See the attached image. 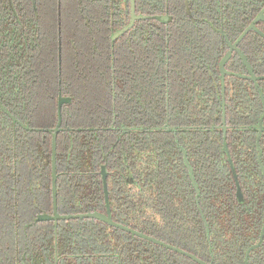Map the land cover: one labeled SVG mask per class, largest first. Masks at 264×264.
Instances as JSON below:
<instances>
[{
	"label": "flooded vegetation",
	"instance_id": "flooded-vegetation-1",
	"mask_svg": "<svg viewBox=\"0 0 264 264\" xmlns=\"http://www.w3.org/2000/svg\"><path fill=\"white\" fill-rule=\"evenodd\" d=\"M16 1L19 13L35 8L36 17L27 18L29 24H33L26 28L29 39L47 45L55 39L61 51L57 60V120L54 126L40 128L55 130L60 118V97L66 99L62 104L58 132V138L63 133L66 139L64 165L70 163L77 145L80 144L81 149L87 143L91 145L93 139L96 148L91 147V154L86 157L93 161L95 154H102L94 168L98 170L99 166L102 172L105 167L107 178L110 176L107 188L124 180L119 176L124 175L120 167L125 159L116 158L122 152L115 147L113 154V144L103 141L110 134L107 132L114 131L116 126L106 117H99L96 121L92 116L88 117L93 114L88 113L93 101L99 104L97 99L114 98L122 90L134 99L135 107L150 95L165 97L162 103L165 102L166 114L156 131L162 162L159 174L163 176L160 191L164 193L166 184L173 183L176 195L183 193V189L188 190L186 196H191L184 204V219L178 234L173 235V241H192L194 236L187 237L186 234L194 233L198 216L210 235V223L202 210L205 204L201 201L207 199L204 194L209 191L202 187L210 183L206 164L221 163L225 169L230 165L232 170L225 171L227 175L231 173L240 200L245 199L246 192L249 195L264 193V0ZM23 2L30 5L23 7ZM72 8L79 16L64 32L61 20L54 23V19L60 18L64 9V12H71ZM105 14H110L108 22ZM73 15L76 14L73 12ZM84 24L85 29L82 28ZM52 27L54 33L57 32L56 37ZM86 31L91 41L90 50L95 56V69L87 70L79 80L67 78L61 72L64 64L76 67L84 59L85 65L86 61L91 63L89 57L92 54L85 51ZM80 34H83L81 39ZM125 72L127 78L123 77ZM150 78L160 80L153 82L150 88ZM19 79L23 83L25 78ZM28 79L35 78H26V82ZM205 100L206 105H202ZM48 133L53 139V132ZM134 135L139 134L131 135L132 149L139 144ZM176 167L183 170L169 174L168 169ZM125 177L128 183L126 193L131 198L138 189L131 165L127 166ZM247 178L251 181L248 186H243ZM232 182L229 180L228 186ZM103 188L105 191L104 180ZM151 188L154 187L150 186V181L144 180L140 189L146 198H149ZM52 211L50 215L54 214V205ZM58 212L61 215L89 213H62L59 209ZM99 213L110 214L115 221L113 214L118 212L108 206L106 212ZM115 222L125 225V221Z\"/></svg>",
	"mask_w": 264,
	"mask_h": 264
},
{
	"label": "trees",
	"instance_id": "trees-1",
	"mask_svg": "<svg viewBox=\"0 0 264 264\" xmlns=\"http://www.w3.org/2000/svg\"><path fill=\"white\" fill-rule=\"evenodd\" d=\"M29 5L28 2L22 3L23 7ZM18 6L16 0H0V103L6 108L5 111L0 107V264H56V246L58 264H198L168 247L98 218L60 220L57 243L54 222L37 220L39 214L53 212L52 136L45 131L28 130L9 113L31 128L55 125L58 116L55 106L59 78L57 60L61 51L55 39L48 45L29 39L26 28L33 24L27 20L31 15L36 17L35 8L28 7L19 13ZM64 11L60 18L55 17L54 23L61 20L66 32L65 28L71 26L69 23L79 15L74 8L71 12ZM72 11L76 15L72 16ZM105 15L108 22L110 14ZM82 28H86L85 24ZM52 32L56 37L53 27ZM82 35H79L80 39ZM84 35L85 51L92 54L89 57L91 63L86 61L85 65L84 59L76 67L64 64L61 72L67 78L79 80L87 70L95 69L89 34L86 31ZM70 36L69 33V39ZM107 69H110L109 65ZM123 77L127 78L126 72ZM19 78H25L23 83ZM26 78L35 79L26 82ZM159 80L150 78V88ZM33 84L34 87L30 88ZM163 99L165 101V97L150 95L135 107L134 99L121 90L114 98L103 97L97 99L99 104L93 101L90 105L88 113L93 114L88 117L92 116L95 121L106 117L116 126L114 131L107 132L110 134L103 141L113 144V154L115 147L122 152L116 155L117 159H125L120 167L124 175L119 176L124 180L116 182L114 187L109 186L107 195L103 188V174L99 166L98 170L94 168L102 154H95L93 161L86 157L91 154V147L96 148L94 140L81 149L80 144L77 145L70 163L64 165L67 145L64 134H60L57 140L59 211L106 212L109 206L118 212L113 214L115 221H125V225L135 230L177 244L211 264H245V261L247 264H264V193L249 195L246 192L245 199L240 200L231 173L226 174L232 170L230 165L225 169L221 163L206 164L210 183L201 186L209 191L204 194L207 199L201 201L205 204L202 210L210 223V235L198 216L194 233L186 234L187 237L192 234L194 239L173 241L172 237L178 234L184 219V204L191 196H186L188 190L183 189V193L176 195L173 183L166 184L164 193L160 191L163 176L159 174L162 166L157 132L166 114ZM135 133L139 134L134 135L139 144L132 149L130 139ZM128 165L132 166L138 183L131 198L126 193ZM235 169L238 171V165ZM175 170L181 172L183 169L176 167L168 172L172 174ZM144 180L150 181V186L154 187L149 191V198L140 189ZM229 180L232 182L230 186ZM244 181L243 186H248L251 180ZM116 189L122 192L117 193Z\"/></svg>",
	"mask_w": 264,
	"mask_h": 264
},
{
	"label": "water",
	"instance_id": "water-1",
	"mask_svg": "<svg viewBox=\"0 0 264 264\" xmlns=\"http://www.w3.org/2000/svg\"><path fill=\"white\" fill-rule=\"evenodd\" d=\"M67 101L66 99H64L63 97H60V103H59V113H60V118H59V123L58 126L55 128V130L51 129V128H31L28 125H25L22 121H20L19 119H17L15 116H13L11 113H9V115L14 118L15 120H17L22 126H24L25 128H27L28 130L31 131H47V132H53V139H52V155H53V159H52V171H53V182H52V187H53V204H54V214L50 215L47 213L41 214L38 216L37 220L38 221H46V220H53L55 222V241L57 243L58 240V236H57V232H58V221L60 219H70V218H78V217H95L98 219H101L103 221H105L106 223L112 224L116 227L122 228L125 231H128L130 233L136 234L138 236H142L150 241L156 242L162 246L168 247L171 250H174L180 254H183L189 258H191L192 260H194L195 262H197L198 264H209L207 261L199 258L197 255L184 250L180 247H177L175 245H171L168 244L162 240H159L153 236L150 235H146L143 232L137 231L131 227L125 226V225H121L119 223H116L115 221L112 220L110 214L109 215H105L103 213H99V212H94V213H82V214H67V215H61L58 212V179H57V140H58V132L60 130V126H61V121H62V104ZM223 106H224V101L222 102ZM0 107L6 111V108L0 103ZM102 174H103V180H104V185H105V193L107 195L108 193V188H107V174H106V170L105 167H102ZM56 264H58L59 258H58V247L56 246ZM247 264V263H246Z\"/></svg>",
	"mask_w": 264,
	"mask_h": 264
}]
</instances>
